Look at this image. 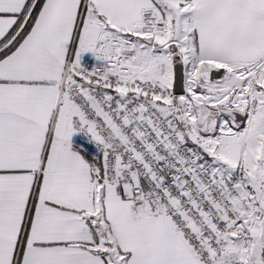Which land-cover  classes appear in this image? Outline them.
<instances>
[{"label": "snow or ice", "instance_id": "obj_1", "mask_svg": "<svg viewBox=\"0 0 264 264\" xmlns=\"http://www.w3.org/2000/svg\"><path fill=\"white\" fill-rule=\"evenodd\" d=\"M0 264H264V0H0Z\"/></svg>", "mask_w": 264, "mask_h": 264}]
</instances>
